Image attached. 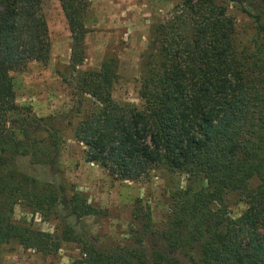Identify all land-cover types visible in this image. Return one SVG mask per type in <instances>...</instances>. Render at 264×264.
<instances>
[{
	"label": "trees",
	"instance_id": "16d2710c",
	"mask_svg": "<svg viewBox=\"0 0 264 264\" xmlns=\"http://www.w3.org/2000/svg\"><path fill=\"white\" fill-rule=\"evenodd\" d=\"M159 1L178 4L153 29L141 108L114 100L119 75L109 61L74 80L76 93L92 100L89 113L79 108L67 120H12L20 110L12 74L47 63L51 43L44 0H0V247L16 241L50 255L63 243H77L82 254L74 264H264V16L256 17L261 42L244 54L236 22L219 0ZM60 3L77 69L84 62L89 0ZM65 122L85 146L86 162L117 180L136 182L158 171L186 176L166 220L155 225L151 209L138 200L130 238L105 245L67 219L60 237L15 222L18 204L46 216L61 208L65 188L39 182L21 162H53ZM230 195L246 206L238 218L229 211ZM68 205L75 219L98 214L79 193Z\"/></svg>",
	"mask_w": 264,
	"mask_h": 264
},
{
	"label": "rangeland",
	"instance_id": "374dc122",
	"mask_svg": "<svg viewBox=\"0 0 264 264\" xmlns=\"http://www.w3.org/2000/svg\"><path fill=\"white\" fill-rule=\"evenodd\" d=\"M239 1L219 0V3L228 7L229 16L236 22L240 51L253 53L262 39L256 17L264 16V4L260 0ZM177 4L178 1L159 0H89L84 62L74 69L71 66L73 40L60 0H44L50 59L47 63L32 62L25 70L12 74L20 109L12 120L29 116L65 118L79 108L83 114L89 113L93 109L92 100L76 93L74 80L78 73L99 71L109 61L115 62L119 75L113 87L114 100L121 105L141 108L143 61L150 50L153 29ZM63 128V144L53 162L42 166L21 162L26 173L39 182L65 188L61 208L52 216H46L18 204L14 208L15 222L60 237L67 219L76 225L82 236L105 245L130 238L133 209L138 200L151 209L155 225L166 220L173 194L187 187L186 176L158 171L136 182L117 180L100 166L87 163L85 146L73 140L72 128L67 122ZM74 193L81 194L98 214L75 219L68 205ZM227 205L233 218H238L246 209L236 195L227 197ZM81 254L82 247L77 243H63L59 251L44 255L13 241L0 247V264H74Z\"/></svg>",
	"mask_w": 264,
	"mask_h": 264
}]
</instances>
